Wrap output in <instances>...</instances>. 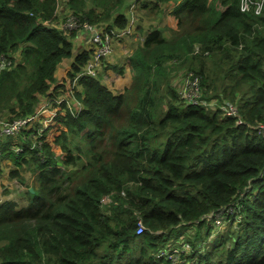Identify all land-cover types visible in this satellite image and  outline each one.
Returning a JSON list of instances; mask_svg holds the SVG:
<instances>
[{
  "label": "trees",
  "instance_id": "1",
  "mask_svg": "<svg viewBox=\"0 0 264 264\" xmlns=\"http://www.w3.org/2000/svg\"><path fill=\"white\" fill-rule=\"evenodd\" d=\"M124 1L67 0L61 14L60 0H0V64L10 61L0 67V113L33 114L66 83L59 65L74 57L72 79L89 60L84 47L74 54L75 32L54 26L68 7L122 28ZM161 3L174 4L177 28L168 39L153 28L133 50L129 87L115 93L82 77L81 106L58 108L53 141L45 134L34 145L23 129L16 151L8 138L10 176L24 181L18 168L33 161L38 185L26 206L0 204V264H264V136L252 129L264 124V17L240 0L151 8ZM180 68L199 76L204 99L230 102L238 116L187 103L173 79ZM221 209L231 221L217 232L207 216ZM184 228L195 229L185 233L191 249L161 254Z\"/></svg>",
  "mask_w": 264,
  "mask_h": 264
},
{
  "label": "built area",
  "instance_id": "2",
  "mask_svg": "<svg viewBox=\"0 0 264 264\" xmlns=\"http://www.w3.org/2000/svg\"><path fill=\"white\" fill-rule=\"evenodd\" d=\"M133 7L134 4H132L131 8ZM240 8L242 11H248L254 8L258 14L261 13V15L264 17V0H240ZM54 26L57 29L64 30L66 32H75L79 33V35L85 34V36L82 37L83 41L86 37H88L89 39L82 46L86 50L91 51L90 58L79 71L75 72L72 79L67 78L64 86L57 89V92L59 94L42 97V101L39 102L33 114L20 117L13 122H10L9 120L6 122H2L0 124V129L1 133L4 135L17 137L20 133H22L21 131L23 129H33L35 128L34 125L37 124L41 126L37 127L32 134H36V137H42L44 136V132L47 127L51 125L54 126L55 124L59 123L56 120V116L58 115V108L60 106L65 103V107H63L62 110H65L67 108L73 109V106L80 107L81 102L77 99L76 96L77 92L81 91L80 79L85 76L99 78L103 61L113 53L115 42L123 38H127L134 33V30L136 28V19L132 16L131 19H128L127 25L125 27L119 28L117 26H111V23H99L97 25L92 24L87 20L81 19L71 10H67L65 15L58 22L54 23ZM76 40V38H73L74 46L76 44ZM9 65L10 61H8L7 63L5 62V60H1V68ZM178 86L180 89V94L187 103L203 105L206 107L219 106L226 116H238L236 105L231 104L230 102H225L218 105L216 101L210 102L204 99L202 97L200 78L194 72L190 71L187 73L186 77H182L180 79V83H178ZM76 87H78L79 89L75 90ZM71 99H73L74 102H72ZM237 123H242V118L239 117ZM252 129L256 131L257 134L264 136V124L259 123L257 125H253ZM16 151H21V148L18 146ZM223 211V209L218 210L220 214H222ZM144 229L145 228L143 222L139 220L137 234L143 233ZM185 243L187 244V247L180 251L191 249V245L188 242L183 241L182 246ZM175 246L176 245H174V243L168 245L164 250L161 251V254H165L169 251L179 252V249L181 247L176 248ZM173 255L177 254L173 253Z\"/></svg>",
  "mask_w": 264,
  "mask_h": 264
},
{
  "label": "rangeland",
  "instance_id": "3",
  "mask_svg": "<svg viewBox=\"0 0 264 264\" xmlns=\"http://www.w3.org/2000/svg\"><path fill=\"white\" fill-rule=\"evenodd\" d=\"M66 1L67 0H60L58 8H57V10L59 12L63 13V9H64V6L66 4ZM156 26H161V25L159 24V25H156ZM149 28H150L149 31H151L153 29L151 27H149ZM142 43L143 42H141L135 36L132 35V36H129L127 38H123V39L119 40L118 42H116L114 44V53H112V54L115 55L117 53V51H120L119 58L117 60H121V62L117 66L118 69H127L129 67L128 64H129V56H130V54L133 52V50L138 45H140ZM81 48H83V47L82 46L81 47L76 46V44L74 46L75 50H80ZM2 60H5V62L8 63V60L5 57H3ZM103 62H105V61H103ZM5 67H3V68H5ZM67 67H68L67 65H65V66L63 65V66L60 67V70H56V75H57L58 79H61L66 73L68 74ZM102 69H103V65H102ZM185 72L186 71H185L184 68H180V69L176 70L175 73L173 74V79L180 83V79L184 76L183 73H185ZM65 76H66V79L70 78L67 75H65ZM100 79H101L102 83H104L103 75H102V77ZM81 88H82V85H81ZM76 89H79V88L76 87L75 90ZM111 90L114 91L115 93L118 91V90H113V89H111ZM123 90H121V91H123ZM41 101H42V99L40 100V102ZM71 101L74 102L73 99H71ZM11 116H13V113L9 114L8 110H6L3 113H0V124L2 122L8 121L10 119L9 117H11ZM19 118L20 117H17L15 120H17ZM10 122H13V121H10ZM40 126L41 125H37V124L34 125L35 128L36 127H40ZM46 129H48L47 138L49 140L53 141L52 138H53L54 134H53L52 128L47 127ZM59 132L60 131H57V133H59ZM7 136L8 135L2 134L1 133V129H0V204H2L6 200H11V201H14L16 203V207L20 208V207H23V206L27 205V200H28L27 190L28 189L31 190L32 189V185H34V186L38 185V183L36 181L37 176H36L35 172L33 171V165H34V163H32L33 161H30L27 164L26 163H22L20 165V168H18L19 171H20L21 177L23 178L24 181H21L20 177L13 178V177L10 176L11 169H15V167H17V166H15V163L12 160V158L4 156V153H2V148L5 147V146H8L6 144V142L9 141L8 138H12V141H13L14 144H12L11 147L13 149H17L18 145L22 146L23 141H25V139H24V134L23 133H20L17 137H12V136L11 137H7ZM32 139H33V144H38L37 143L36 134H32ZM57 151H59L60 153H63V150H62V148L60 146H59V148H57ZM26 155H28V154H26ZM108 201H109V198L104 200L105 203L108 202ZM233 211H234V209L232 207L230 212H233ZM227 214H229V213L227 212V213L224 214L226 220H224V216H222L218 211H216L213 215L210 213L207 216L208 219H211L212 217H214V223L217 225V226L215 225V231H217V232L221 231V230L223 231V230H225L227 228V226L229 225V223L231 221V219L229 217L226 218ZM215 231H214V234L217 235V233ZM185 233H189L191 235H194L195 229L194 228L193 229L192 228H187V229L184 228V229L177 230L176 234L177 235L180 234L178 236V238H177L179 240V242H177V239H172L171 241L167 242L168 245H171L172 243H174V245L178 244L179 247H181L179 249V252H182L180 250H183L185 247H187L186 243L182 246V242L183 241L184 242H188L187 238L185 237ZM176 234H175V237L177 236ZM212 239H213V236H212ZM207 247L208 246L206 245V248ZM179 252H174V253L178 254ZM172 257L176 258V255H173Z\"/></svg>",
  "mask_w": 264,
  "mask_h": 264
},
{
  "label": "crops",
  "instance_id": "4",
  "mask_svg": "<svg viewBox=\"0 0 264 264\" xmlns=\"http://www.w3.org/2000/svg\"><path fill=\"white\" fill-rule=\"evenodd\" d=\"M152 1L153 0H125L122 5L123 8L121 7L122 10L120 13L124 14L128 19H131L132 16L136 19V28L132 35L141 42H144V38L146 37L147 33H149V27L161 29L163 31V36L166 39L172 36V29L177 28L176 19L173 15L174 4L161 3L160 7L151 8L153 7ZM145 3H147V5ZM132 4H134L133 8H131ZM92 6H94L92 3L87 2V8H91ZM67 9H69V7ZM113 15L116 14L113 13ZM159 24L161 26H156ZM84 36L85 34L79 35V33H76L74 36V38L77 39L76 46L81 47L88 41V37L84 38L83 41L82 37ZM77 51L78 50L74 49V54H76ZM119 54L120 51H117L115 55L112 54L104 60L105 62H103V69H101L99 77L101 78L103 75L104 83L109 88L121 91L125 87H129L131 85L132 72L129 64L127 69H118L117 66L121 62V60H117L119 58ZM73 59L74 57L66 59L61 65L58 66L57 70H60L61 66L67 65L68 72L71 69ZM65 75H67V73ZM65 75L63 77H65ZM62 78H57L58 82L61 81Z\"/></svg>",
  "mask_w": 264,
  "mask_h": 264
},
{
  "label": "clouds",
  "instance_id": "5",
  "mask_svg": "<svg viewBox=\"0 0 264 264\" xmlns=\"http://www.w3.org/2000/svg\"><path fill=\"white\" fill-rule=\"evenodd\" d=\"M81 89H82V88H81ZM49 127L52 128V127H54V126L51 125V126H49ZM36 128H37V127H36ZM36 128L30 129L29 131H31V132L33 133V132L35 131ZM47 132H48V129L45 130L44 135L46 134V136H47Z\"/></svg>",
  "mask_w": 264,
  "mask_h": 264
},
{
  "label": "water",
  "instance_id": "6",
  "mask_svg": "<svg viewBox=\"0 0 264 264\" xmlns=\"http://www.w3.org/2000/svg\"><path fill=\"white\" fill-rule=\"evenodd\" d=\"M33 191V189H31Z\"/></svg>",
  "mask_w": 264,
  "mask_h": 264
}]
</instances>
